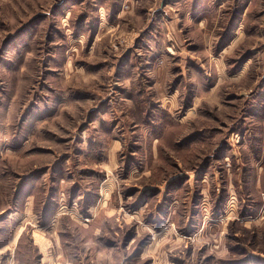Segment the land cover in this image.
Here are the masks:
<instances>
[{"label": "rangeland", "instance_id": "obj_1", "mask_svg": "<svg viewBox=\"0 0 264 264\" xmlns=\"http://www.w3.org/2000/svg\"><path fill=\"white\" fill-rule=\"evenodd\" d=\"M263 105L264 0H0L1 240L56 231L80 264L263 254L264 195L242 213L231 161ZM22 234L17 264L37 247Z\"/></svg>", "mask_w": 264, "mask_h": 264}, {"label": "crops", "instance_id": "obj_2", "mask_svg": "<svg viewBox=\"0 0 264 264\" xmlns=\"http://www.w3.org/2000/svg\"><path fill=\"white\" fill-rule=\"evenodd\" d=\"M201 3H202V1H201ZM197 8L199 9V7H196V9L194 8V12L197 10ZM194 14H196V13H194ZM194 14H191V15H194ZM198 22H199V25H203L205 23L204 20H202V18H198ZM230 23H233V22H230ZM252 116H253L254 120H258L259 113L254 112ZM261 121H262L261 129H259V131L256 129L253 132V133L259 132V134L262 138L260 158L258 160H256L253 157L252 145H251V142L249 141V139L251 138L253 133H248L245 136V133H243V132L242 133L240 132L239 135L243 136V138L245 139V143L247 145L244 148V150H242V153L244 155V160H243V158L241 159V155L236 156V154H234V153L231 157V161L234 165L233 167H235L236 169H240L243 172L245 165L248 164L249 167L252 170H254V184L253 185H254V188L257 189L258 191H261L260 183H261L262 176L264 174V118ZM235 143H237V142L235 141ZM235 143H231L232 146L235 147V149L236 148L238 149L239 147H241V145L235 146ZM238 153H239V150H238ZM260 193L264 195V192H260ZM30 228H31V232H32L33 242L37 246L39 252L42 255L41 260H42L43 255H44L42 249L45 247L46 252L50 257V264H63V263L64 264H80L81 261L76 262V259H75L71 262H68L63 257L62 254H64L65 247L66 246L70 247V246L67 244V245H65V247H61V245L59 243L58 233L56 231L54 232L55 237H53L54 238L53 239L54 242H53L51 239H49V237L43 236L41 234V231L37 230L36 227L33 228L32 226L28 227V226L18 225V224L14 225V226L6 227V229H4L2 231V232H4V233H2L4 235V236H2V239H4V240H1V236H0V264H17V261L14 257V253H15L14 250H15L17 240L19 239V237L21 236V234L23 233L24 230L30 229ZM53 243L55 245L52 246ZM260 256H263V258H264V253L263 254H260V253L256 254L253 251L248 250V252H247L248 260H247L246 264H253L252 263L253 260H249V259H254L255 257H260ZM255 259H259V258H255ZM41 260H40V264H42ZM59 260H61V262H59ZM64 260H66V261H64ZM256 263H259V264L263 263L264 264V261L262 262L260 260H256V262L254 264H256ZM92 264H93V262H92Z\"/></svg>", "mask_w": 264, "mask_h": 264}, {"label": "trees", "instance_id": "obj_3", "mask_svg": "<svg viewBox=\"0 0 264 264\" xmlns=\"http://www.w3.org/2000/svg\"><path fill=\"white\" fill-rule=\"evenodd\" d=\"M198 1V0H196ZM199 3V2H196V4ZM196 8V7H194ZM241 15V11L239 12V15L238 17ZM232 28V26H230ZM231 30V29H230ZM232 34V33H231ZM231 34H225L223 36V38L221 39V41L219 42L220 44V48H222L223 44H225L226 42L229 41V39H231ZM245 59V58H244ZM242 61L243 60H240L238 62V64L241 62V65H242ZM259 112V118H258V121L260 123V127L257 128V130L259 131V129H261V120L264 118V105H263V108L260 107V109L258 110ZM179 129L180 128H183L185 125L184 124H180V125H176ZM173 129H177L175 127H171V129L169 131L171 132H174ZM249 141L251 142V145H252V150H253V157L254 159L258 160L260 158V150H261V145H262V138L259 134V132H256V133H253L251 138L249 139ZM244 173L242 175V178H245V186L244 187H248V192H247V197H245V205H241V210H242V213L246 214L248 213L249 215H256V213L258 212V209L260 208L261 206V198L259 197V194H261L260 192H264V174L262 176V179H261V183H260V189L261 191H258L257 189L254 188V170H252L248 164L245 165L244 169H243ZM253 189V191H252ZM244 194V193H243ZM245 195V194H244ZM261 196V195H260ZM95 202H93L91 196L87 195L86 198L80 202V211L83 215H89V212H88V209L91 205H94ZM35 209V208H34ZM222 209L221 210H214V213L213 215L214 216H217L219 213H221ZM54 214V213H53ZM53 214L51 215H46V212H44L42 215H40L39 217V222L41 225H45V224H48L49 221L51 220ZM95 219V218H94ZM91 222V226L96 222V219ZM25 234H22L21 238H20V241L23 239ZM28 245L29 246H26L25 249L23 247H21V249H23V253L25 254V257L23 258L20 253L17 251V258H19V261L23 264H36L33 260L35 259V257L38 255L39 257V252H38V248L35 247L34 245L31 246L28 242ZM36 251V252H35ZM40 260V259H38ZM247 260L248 259H244V260H238V261H235V264H240V263H243V264H246L247 263ZM40 264V262L38 263ZM256 264H259V263H256ZM263 264V263H261Z\"/></svg>", "mask_w": 264, "mask_h": 264}, {"label": "water", "instance_id": "obj_4", "mask_svg": "<svg viewBox=\"0 0 264 264\" xmlns=\"http://www.w3.org/2000/svg\"><path fill=\"white\" fill-rule=\"evenodd\" d=\"M163 1H164V0H162V5H163Z\"/></svg>", "mask_w": 264, "mask_h": 264}]
</instances>
